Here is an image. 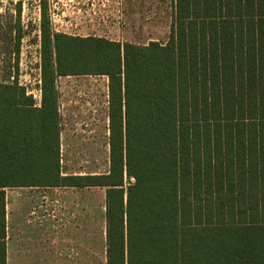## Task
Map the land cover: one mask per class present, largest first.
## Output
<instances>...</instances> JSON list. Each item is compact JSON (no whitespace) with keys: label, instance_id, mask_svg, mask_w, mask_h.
<instances>
[{"label":"trees","instance_id":"1","mask_svg":"<svg viewBox=\"0 0 264 264\" xmlns=\"http://www.w3.org/2000/svg\"><path fill=\"white\" fill-rule=\"evenodd\" d=\"M173 2L168 41L138 45L57 32L41 0L40 106L0 82V264L20 187L104 190L107 264H264V0ZM77 76L108 78L106 174L62 175Z\"/></svg>","mask_w":264,"mask_h":264},{"label":"rangeland","instance_id":"2","mask_svg":"<svg viewBox=\"0 0 264 264\" xmlns=\"http://www.w3.org/2000/svg\"><path fill=\"white\" fill-rule=\"evenodd\" d=\"M41 1V0H40ZM39 0H0V82H13L36 94L41 88ZM25 6L23 18L17 7ZM58 21L74 24L58 31L78 36H100L121 43H166L174 12L173 0H47ZM80 10V11H78ZM64 13V16L62 14ZM22 29L19 55L16 32ZM108 78H59L64 141L62 159L68 174L106 173L109 169L106 119ZM99 127V129H97ZM80 196V195H79ZM92 200L105 191L87 192Z\"/></svg>","mask_w":264,"mask_h":264},{"label":"crops","instance_id":"3","mask_svg":"<svg viewBox=\"0 0 264 264\" xmlns=\"http://www.w3.org/2000/svg\"><path fill=\"white\" fill-rule=\"evenodd\" d=\"M38 3L39 19H41V1L39 0ZM24 7L23 5L22 9L21 6V18L25 14ZM48 15L52 29L57 32L74 26L70 21H58L59 11L55 14V11L49 9ZM61 111L62 106L59 101L62 156L64 131ZM106 128L108 153H110L108 111ZM108 172L109 169L106 173ZM106 173L68 174L64 171L62 159L63 176ZM97 189L102 190L68 187L6 189V264H107L105 198L104 201L101 197L96 201L86 196L87 192Z\"/></svg>","mask_w":264,"mask_h":264},{"label":"built area","instance_id":"4","mask_svg":"<svg viewBox=\"0 0 264 264\" xmlns=\"http://www.w3.org/2000/svg\"><path fill=\"white\" fill-rule=\"evenodd\" d=\"M28 95H31L33 97V99L35 100L36 105H40L41 104V100H42V91L41 88L37 91L36 94L30 93Z\"/></svg>","mask_w":264,"mask_h":264}]
</instances>
